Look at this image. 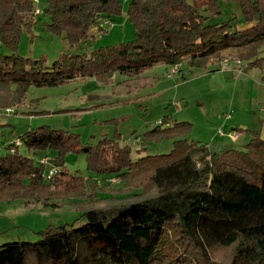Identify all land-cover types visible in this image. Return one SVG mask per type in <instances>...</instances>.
<instances>
[{
    "label": "trees",
    "instance_id": "trees-1",
    "mask_svg": "<svg viewBox=\"0 0 264 264\" xmlns=\"http://www.w3.org/2000/svg\"><path fill=\"white\" fill-rule=\"evenodd\" d=\"M233 1L248 26L239 28L236 18L208 23L209 15L221 13L219 0H131L127 16L134 39L89 54L63 53L49 66L45 58L17 52L36 16L47 15V30L65 36L74 47L94 39L95 30L105 32L102 21L121 15L122 1L46 0L37 14L35 0H0V43L11 51L0 54V88L5 91L0 109L21 102L30 86L86 77L109 82L120 73L131 87L157 64L206 67L222 61L226 52L249 68H261L264 78V0ZM191 129L190 122L164 120L145 132L137 159L117 139L84 145L78 132L48 125L14 138L0 156V200L19 197L58 206L52 201L86 197L93 207L85 210L86 222L80 226L51 225L37 232V241L0 245V264H264V138L254 132L238 149L230 143H197L189 139ZM165 138L173 140L170 152L145 155L149 142ZM15 139L29 152L49 156L58 172L45 180L48 168L23 154ZM70 152H85L89 169L103 179L121 177L124 196L97 198L107 185L100 188L71 174L65 164ZM105 199L110 202L98 203ZM230 248V259L216 257L218 249Z\"/></svg>",
    "mask_w": 264,
    "mask_h": 264
},
{
    "label": "rangeland",
    "instance_id": "rangeland-1",
    "mask_svg": "<svg viewBox=\"0 0 264 264\" xmlns=\"http://www.w3.org/2000/svg\"><path fill=\"white\" fill-rule=\"evenodd\" d=\"M121 1L122 14L113 22L102 21L105 32L95 30L94 39L74 47H70L65 36L49 32L46 27L49 17L39 14L31 32L24 31L18 54L45 58L51 66L63 53L89 54L100 46L134 39L135 28L127 16L131 0ZM219 4L221 13L209 15L208 23L221 24L236 18L239 28L247 25L238 3L219 0ZM35 6L44 11L47 2L38 0ZM9 53L0 43V54ZM226 54L222 61H212L206 67L192 68L184 62L172 77L167 74L171 66L157 64L143 73L144 81L133 80L131 87L127 86L129 78L120 73H114L109 82L86 77L57 86H30L21 102L0 109V147L3 149L0 156L6 153L4 146L14 138L29 129L48 125L78 132L84 145L97 146L105 137L117 139L122 145H129L133 158L137 159L138 149L144 147L141 142L145 140V132L164 120L192 123L189 139L197 143H230L244 149L254 132L264 138L263 72L259 67H247V62L236 55ZM4 94L0 88V99ZM9 109L14 111L10 113ZM220 129L238 132L239 139L233 141L228 135H221ZM146 147L145 155L165 154L171 151L173 140L149 142ZM20 150L38 161L45 155L29 152L25 146ZM48 154L52 156L54 152ZM65 164L71 174L81 175L88 184L92 181L100 188L107 185L97 198L124 196L122 178L111 175L103 179V175L89 169L85 152L67 153ZM108 201L98 203L104 206ZM52 202L58 206L44 201L28 203L19 197L0 200V245L18 240L37 241L40 238L37 232L51 225L80 226L86 222L85 210L93 207L86 197ZM216 257L230 259L231 248L218 249Z\"/></svg>",
    "mask_w": 264,
    "mask_h": 264
},
{
    "label": "built area",
    "instance_id": "built-area-1",
    "mask_svg": "<svg viewBox=\"0 0 264 264\" xmlns=\"http://www.w3.org/2000/svg\"><path fill=\"white\" fill-rule=\"evenodd\" d=\"M35 1H38V0H35ZM41 12H42L41 9L38 7V8L36 9V13L39 14V13H41ZM229 59H230V58H227L226 60H229ZM226 60H225V61H226ZM236 60L240 61L239 59H236ZM179 67H180V65H175V66H173V67L167 72L168 76H169V77H172L174 74L178 73V72L180 71V70H179ZM8 111L11 113V112H13L14 110H13V109H9ZM219 133H220L221 135H228L229 138H230L231 140H233V141H236V140L239 139V133L236 132V131H234V130L226 132V131H224L223 129H220ZM137 141L139 142V139H138ZM14 145L17 146V147H20V146H22V141H21L20 139H15V140H14ZM1 150H2V147H0V151H1ZM12 151H14V149H12ZM39 162H40L41 164H44V165L48 168L47 171H45L44 174H43V178H44L45 180H49V179H50L52 176H54V175L58 172V170H59L57 166L52 165L51 158H50L49 156H43V157L39 160Z\"/></svg>",
    "mask_w": 264,
    "mask_h": 264
},
{
    "label": "crops",
    "instance_id": "crops-1",
    "mask_svg": "<svg viewBox=\"0 0 264 264\" xmlns=\"http://www.w3.org/2000/svg\"><path fill=\"white\" fill-rule=\"evenodd\" d=\"M249 24H247L246 26H248Z\"/></svg>",
    "mask_w": 264,
    "mask_h": 264
}]
</instances>
